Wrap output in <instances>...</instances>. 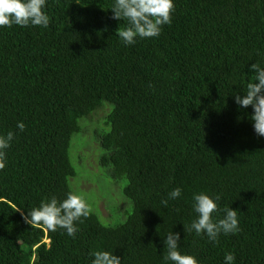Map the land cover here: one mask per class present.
Here are the masks:
<instances>
[{"label": "trees", "instance_id": "obj_1", "mask_svg": "<svg viewBox=\"0 0 264 264\" xmlns=\"http://www.w3.org/2000/svg\"><path fill=\"white\" fill-rule=\"evenodd\" d=\"M112 3L47 0V28H0V134L15 133L0 170V264H90L95 250L162 264L171 230L200 264L226 252L264 264V137L251 106L234 102L254 81L250 65L264 67V0H174L160 36L131 46L116 36L126 22L111 18ZM97 111V164L124 202L114 221L91 209L75 238L25 223L42 199L74 192L70 147ZM175 187L182 197L165 207ZM194 192L220 194L241 231L215 244L188 232Z\"/></svg>", "mask_w": 264, "mask_h": 264}, {"label": "clouds", "instance_id": "obj_2", "mask_svg": "<svg viewBox=\"0 0 264 264\" xmlns=\"http://www.w3.org/2000/svg\"><path fill=\"white\" fill-rule=\"evenodd\" d=\"M47 0H0V28L42 27L47 28L50 17L46 11ZM112 19L126 22L124 27L117 28L116 36L124 46H131L137 39L159 37L164 25L172 23L175 11L174 0H113ZM255 73L254 81L246 85L243 95H234V102L240 108L251 106L252 127L255 134L264 137V67L252 63L250 69ZM16 128L23 132L25 124L18 121ZM15 138V133L8 131L0 134V170L7 166V150ZM182 188L175 187L167 194L161 204L167 207L168 202L182 197ZM221 195L206 192H194L191 198L192 211L195 219L187 226L188 232H194L198 237H207L212 242H218L221 235H236L241 231L238 210L230 206L222 210L219 207ZM223 212L222 218L217 214ZM91 207L86 199L74 192H68L62 200L52 196L42 199L38 206L27 211L25 223L42 226L49 232L63 230L69 237L75 238L79 231V223L88 218ZM183 231L185 228L183 226ZM180 233L169 231L163 239L162 264H200L196 256L183 253L180 250ZM90 264H121L122 259L113 251L95 250L90 253ZM223 264H236L232 252H226Z\"/></svg>", "mask_w": 264, "mask_h": 264}, {"label": "rangeland", "instance_id": "obj_3", "mask_svg": "<svg viewBox=\"0 0 264 264\" xmlns=\"http://www.w3.org/2000/svg\"><path fill=\"white\" fill-rule=\"evenodd\" d=\"M102 114L97 111L81 122L80 132L76 135L71 150L69 149L75 159L72 164H75L74 167L78 171L70 184L74 193L86 199L103 223H111L116 216L114 208L122 207L124 202L116 196L117 187L97 164L99 144L93 130L102 125Z\"/></svg>", "mask_w": 264, "mask_h": 264}]
</instances>
